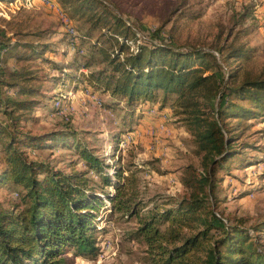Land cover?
I'll return each instance as SVG.
<instances>
[{"label":"trees","instance_id":"16d2710c","mask_svg":"<svg viewBox=\"0 0 264 264\" xmlns=\"http://www.w3.org/2000/svg\"><path fill=\"white\" fill-rule=\"evenodd\" d=\"M121 25L119 20L110 35L103 29L104 38L112 40L110 49L92 43L80 31V42L70 55L86 50L88 60L82 66L91 70L81 72V79L72 74L70 79L86 83L94 92L109 93L111 100L104 105L110 109L123 102L134 107L145 101L172 108L193 132L204 169L200 173L188 167L182 183L189 193L171 206L150 210L141 218L135 237L145 239L152 264H264V221L247 227L229 222L215 210L222 189L220 169L243 159L235 145L238 126L258 117L264 121V78L246 76L237 83L236 72L224 70L216 54L179 48L162 29L143 30L142 38L133 31L137 44L131 50V28ZM49 47L46 41L14 39L0 27V186H17V196L21 194L19 201H0V264H75L77 256L98 253L102 209L126 216L140 212V202L130 193L137 186L134 173L126 178L121 166L80 149V142L75 144L87 170L67 172L27 155V149L50 148L70 136L78 139L74 131L36 134L22 124L46 95L42 91L46 79L32 63L41 59L61 73L73 68L71 62L65 65L45 57ZM219 51L226 63L247 57L241 47ZM6 57H13L19 66L7 67ZM95 61L105 66L93 70ZM207 69L214 70L206 75ZM50 80L65 81L62 76ZM90 170L100 177L104 189H97ZM197 226H202L198 233L187 235L185 229Z\"/></svg>","mask_w":264,"mask_h":264},{"label":"rangeland","instance_id":"374dc122","mask_svg":"<svg viewBox=\"0 0 264 264\" xmlns=\"http://www.w3.org/2000/svg\"><path fill=\"white\" fill-rule=\"evenodd\" d=\"M112 12L120 19L113 18ZM119 20L131 28V50L137 44L132 40L133 31L137 38H142L143 30L162 29V34L172 37L179 48H202L216 54L224 70L236 72L237 83L246 76L264 78V0H0V27L7 35L36 44L46 41L51 47L45 57L65 65L71 62L73 67L64 69L62 74L41 59L32 63V68L46 79L42 89L46 95L43 103L25 115L22 124L36 134L74 131L78 139L70 136L50 148L27 149V155L49 161L53 168L67 172L87 170L76 148L75 142H80V149L87 148L100 160L121 166L126 178L130 173L137 178V186L130 193L140 202L139 214L126 216L102 209L98 253L77 256L75 264H152L145 239L134 235L141 218L150 210L171 206L174 200L189 193L182 183L188 167L204 171L193 132L172 108L145 101L134 107L123 102L110 109L104 105L111 100L109 93L94 92L86 83L70 79L71 74L81 79V72L91 70L82 66L88 60L86 50L79 51L77 56L70 55L80 42V31L92 43H102L110 49L112 40L104 37L115 32ZM221 47L225 52L241 47L247 57L226 63L220 55ZM63 51L69 54L64 55ZM5 64L19 66L13 57H6ZM104 66L105 63L95 61L93 70ZM213 70L207 69L206 75ZM59 76L64 83L50 80ZM244 103L251 104L248 100ZM236 123L233 119L232 124ZM242 127L238 126L236 131L235 145L243 159L220 169L222 189L215 210L229 222H242L249 227L264 221V121L261 117L253 118ZM1 153L0 148V156ZM89 176L98 190L104 189L96 173L90 170ZM19 189L0 186V201H19ZM200 229L202 226L189 227L185 232L193 235Z\"/></svg>","mask_w":264,"mask_h":264}]
</instances>
